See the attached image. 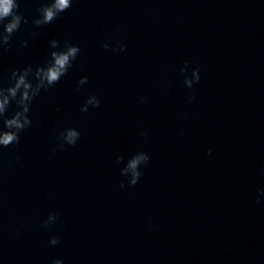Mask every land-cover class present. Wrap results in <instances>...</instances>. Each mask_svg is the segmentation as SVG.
<instances>
[{
  "label": "water",
  "instance_id": "water-1",
  "mask_svg": "<svg viewBox=\"0 0 264 264\" xmlns=\"http://www.w3.org/2000/svg\"><path fill=\"white\" fill-rule=\"evenodd\" d=\"M42 2L21 0L29 23L0 53V83L45 63L53 38L81 51L0 148V264H264V0H73L33 29ZM117 40L126 50L101 46ZM92 94L100 106L81 112ZM58 126L81 135L54 152ZM137 151L150 160L128 186L115 157Z\"/></svg>",
  "mask_w": 264,
  "mask_h": 264
},
{
  "label": "clouds",
  "instance_id": "clouds-1",
  "mask_svg": "<svg viewBox=\"0 0 264 264\" xmlns=\"http://www.w3.org/2000/svg\"><path fill=\"white\" fill-rule=\"evenodd\" d=\"M73 0H43L38 8L35 9L36 15L32 18L31 24L33 29H40L51 24L59 18L60 14L68 10L72 6ZM29 23L21 11V0H0V53L7 52L12 47V38L21 28L22 24ZM30 36L38 35L37 31H31ZM49 52L48 60L43 64L33 66L28 64L23 68H15L7 75L8 84L5 86L0 83V148H8L10 145L20 143V134L28 129L32 120L29 115L31 105L41 92H47L54 85L58 84L62 77L68 74L69 69L73 66V62L80 54V47L65 39L61 44L60 41L53 38L48 41ZM102 48L112 51H124L125 45L117 40L115 46L105 41ZM18 47L27 48L28 40H21ZM180 73L184 76L183 84L186 88L191 89L200 82L199 68H192L189 74V62L185 61L180 68ZM89 83L87 75L82 76L77 81V88ZM195 97L189 94L188 101L191 102ZM143 102L144 97H139ZM101 100L95 94L89 95L84 103L80 106V111L87 113L90 109L100 106ZM15 105V110L9 115V108ZM59 111V109H57ZM183 135L181 131L179 133ZM80 132L74 127H59L57 131V144L53 149L54 152L63 151L65 146H75L80 139ZM142 137L147 136V132H141ZM211 149L207 150V154H211ZM117 163H123L120 174L127 180L128 186H135L142 175L141 167L147 166L150 156L144 151L135 152L125 163L122 155L115 157ZM20 156L15 157V161H19ZM13 161H9L11 166ZM121 188L125 187L124 180L119 183ZM264 191V190H262ZM257 202L259 197L257 196ZM58 220V213H49L47 218L41 223V227L50 230ZM14 235H19V232ZM49 245L55 246L60 243L57 236L50 235L48 239ZM50 264H63L61 259H52Z\"/></svg>",
  "mask_w": 264,
  "mask_h": 264
}]
</instances>
